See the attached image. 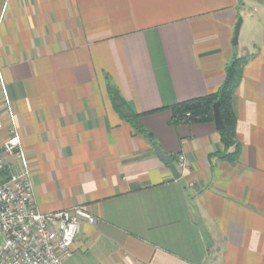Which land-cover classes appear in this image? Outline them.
I'll use <instances>...</instances> for the list:
<instances>
[{"label": "crops", "instance_id": "1", "mask_svg": "<svg viewBox=\"0 0 264 264\" xmlns=\"http://www.w3.org/2000/svg\"><path fill=\"white\" fill-rule=\"evenodd\" d=\"M238 19L256 27L239 49ZM235 57L229 161L214 122L174 125L170 107L216 93ZM0 69L37 210L97 220L62 264H264V0H0ZM108 85L184 155L178 180Z\"/></svg>", "mask_w": 264, "mask_h": 264}, {"label": "built area", "instance_id": "2", "mask_svg": "<svg viewBox=\"0 0 264 264\" xmlns=\"http://www.w3.org/2000/svg\"><path fill=\"white\" fill-rule=\"evenodd\" d=\"M0 88V133L5 124L3 117L10 123L0 144V264H62L72 256L81 225H95L97 220L80 207L50 214L37 210L30 162L3 90L1 69ZM174 165L181 175L186 169L184 155H178Z\"/></svg>", "mask_w": 264, "mask_h": 264}, {"label": "trees", "instance_id": "3", "mask_svg": "<svg viewBox=\"0 0 264 264\" xmlns=\"http://www.w3.org/2000/svg\"><path fill=\"white\" fill-rule=\"evenodd\" d=\"M245 58H234L225 69V80L218 91L212 95L178 103L170 107L172 124H203L213 123V106L218 103V109L223 128L219 130L220 142L226 152L233 147V153L223 156L229 161H234L238 155V145L235 134V117L232 111V96L241 77ZM107 93L113 110L132 126L139 134L153 143L152 137L138 122V115L134 114L120 96L116 88L107 86ZM189 115L186 117V115Z\"/></svg>", "mask_w": 264, "mask_h": 264}, {"label": "water", "instance_id": "4", "mask_svg": "<svg viewBox=\"0 0 264 264\" xmlns=\"http://www.w3.org/2000/svg\"><path fill=\"white\" fill-rule=\"evenodd\" d=\"M241 26V19H238L237 24L234 29V35L232 38V46H237L239 31ZM213 119L214 125L217 131L223 128L222 121L219 114L218 103H215L213 106ZM155 155L161 160L163 165L167 166L172 174V177L176 180L180 178V174L177 171L174 164H172V159L168 157L157 145L153 143L152 145Z\"/></svg>", "mask_w": 264, "mask_h": 264}, {"label": "rangeland", "instance_id": "5", "mask_svg": "<svg viewBox=\"0 0 264 264\" xmlns=\"http://www.w3.org/2000/svg\"><path fill=\"white\" fill-rule=\"evenodd\" d=\"M256 15V14H255ZM256 31V27H252V29L250 30V33H248L249 36H246V31L245 28L243 27V29L239 32V44H238V49L242 48L243 43H244V39L246 37L252 38V34H254V32Z\"/></svg>", "mask_w": 264, "mask_h": 264}]
</instances>
